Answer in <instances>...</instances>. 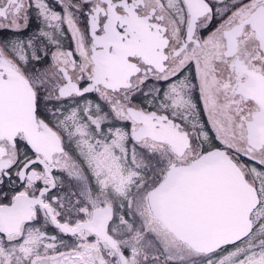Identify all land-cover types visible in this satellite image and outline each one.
<instances>
[{"label": "snow or ice", "instance_id": "obj_1", "mask_svg": "<svg viewBox=\"0 0 264 264\" xmlns=\"http://www.w3.org/2000/svg\"><path fill=\"white\" fill-rule=\"evenodd\" d=\"M0 264H264V0H0Z\"/></svg>", "mask_w": 264, "mask_h": 264}]
</instances>
